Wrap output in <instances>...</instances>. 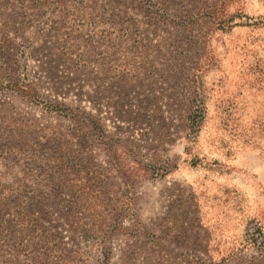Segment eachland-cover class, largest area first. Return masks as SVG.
Here are the masks:
<instances>
[{
	"label": "rangeland",
	"instance_id": "1",
	"mask_svg": "<svg viewBox=\"0 0 264 264\" xmlns=\"http://www.w3.org/2000/svg\"><path fill=\"white\" fill-rule=\"evenodd\" d=\"M0 10L13 42L0 71L19 66L40 98L93 114L78 121L0 89V184L35 195L29 206L62 249L43 264H264V0H0ZM232 18L241 24L225 27ZM202 55L207 117L187 143L178 71ZM127 200L117 229L111 212ZM75 213L90 237L67 223ZM14 219L0 214V264H34Z\"/></svg>",
	"mask_w": 264,
	"mask_h": 264
},
{
	"label": "trees",
	"instance_id": "2",
	"mask_svg": "<svg viewBox=\"0 0 264 264\" xmlns=\"http://www.w3.org/2000/svg\"><path fill=\"white\" fill-rule=\"evenodd\" d=\"M244 14H236V17L241 18ZM233 20H226L225 27H231L237 24H241L239 22H234ZM233 21V22H232ZM223 20L218 21L217 23H221ZM12 23L8 20L5 14L0 10V47L3 50L8 51L7 49H12V39L9 37L7 33V28ZM9 53V52H8ZM186 55L179 54L178 58L183 59ZM17 59V58H15ZM208 59L209 57H204L202 55L197 61L195 65L191 68V72H189L186 68H183L181 71H178V85H179V92L181 93L177 103L179 104L180 108L182 109L181 114L178 113V121L180 122L179 128L181 129L182 138L187 143H194L201 127L207 117V106H206V99L208 88L206 86V81L204 80L205 74L208 70ZM204 60V62H203ZM15 61V60H14ZM195 61V60H194ZM17 69H9L10 72H6L5 70L0 71V89L6 90H13L15 92H19L26 98H32L37 100L41 106L45 109V111H53L56 113H60L62 115L68 117H83L89 116L93 118V114L90 111H84L81 108L77 107H70L63 103H53L49 100H44L40 98V96L36 93L34 88L27 82L26 78L22 73L17 74ZM22 72V71H21ZM180 79V80H179ZM188 92V95H186ZM148 117H157L155 112L150 114ZM148 117H144L145 120H148ZM80 121L79 118H75ZM148 128L150 133L152 134V138L156 135L157 131L152 126L154 125L153 122L148 121ZM84 126L88 127L89 130H96L100 127V125L92 120H89V123L84 124ZM95 132V131H94ZM97 133V138L100 139V142L103 145H110L111 139L107 134H104V131L101 130ZM83 135H87L83 133ZM18 146H12V151L17 153L19 148ZM1 153H7L8 150L1 149ZM151 167L153 174L158 173V168L155 166L157 163L156 159L154 158ZM138 163V162H137ZM117 165H120L119 163ZM120 167H123L122 164ZM168 165H166L165 170H168ZM133 168H128V170ZM136 170V169H134ZM87 174L89 177L85 179V184H87L90 179H93L91 173L87 170ZM92 176V177H91ZM77 182H79V178L75 177ZM94 181V180H93ZM92 186L93 184L90 183ZM89 185V188L91 186ZM16 187H13L10 184H0V214L5 215L6 211L12 209L15 215L14 222L17 226V233L22 236H26L28 241L27 247L29 248V253L31 259H33L34 264H43L44 261L43 255L47 258L48 256L52 255L54 252H62L59 244L55 243V234H53L49 229L45 228L44 226L40 225V218L38 217L39 212H37L34 208L29 206V200L34 199L33 192H18L15 193ZM93 189H91L92 193ZM97 190H94L95 193ZM130 209L129 202H118L114 209L111 212V218L116 223L117 229H122L121 224L119 223L122 218L126 216ZM67 223L70 225L73 231H77L81 233L85 238L90 237L89 231L85 228L84 224L82 223L80 217L75 213L67 216ZM4 217L1 221L2 225L5 224ZM139 226L136 225L133 227V233L139 232ZM257 233L264 237V232L260 230H256ZM22 243V241H20ZM52 244V245H49ZM259 243H263L264 239H261ZM24 245V244H22ZM39 253V254H38ZM71 257V256H69ZM50 264V262H49ZM98 264H107V259H101Z\"/></svg>",
	"mask_w": 264,
	"mask_h": 264
}]
</instances>
